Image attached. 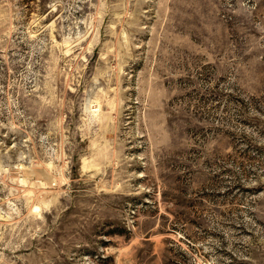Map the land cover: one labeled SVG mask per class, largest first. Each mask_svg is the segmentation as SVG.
<instances>
[{"label": "rangeland", "instance_id": "obj_1", "mask_svg": "<svg viewBox=\"0 0 264 264\" xmlns=\"http://www.w3.org/2000/svg\"><path fill=\"white\" fill-rule=\"evenodd\" d=\"M0 264H264V0H0Z\"/></svg>", "mask_w": 264, "mask_h": 264}, {"label": "bare ground", "instance_id": "obj_2", "mask_svg": "<svg viewBox=\"0 0 264 264\" xmlns=\"http://www.w3.org/2000/svg\"><path fill=\"white\" fill-rule=\"evenodd\" d=\"M34 208H35L34 211H36V212L39 211V209H40L39 206H36V207H34Z\"/></svg>", "mask_w": 264, "mask_h": 264}]
</instances>
